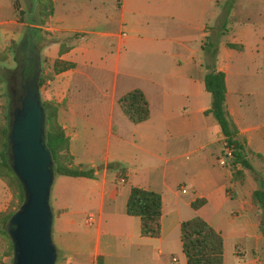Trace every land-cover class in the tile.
Here are the masks:
<instances>
[{
  "label": "crops",
  "instance_id": "1",
  "mask_svg": "<svg viewBox=\"0 0 264 264\" xmlns=\"http://www.w3.org/2000/svg\"><path fill=\"white\" fill-rule=\"evenodd\" d=\"M23 2L0 0V51L20 41L25 56L35 54L31 49L42 42V30L64 40L42 47L51 61L72 63L45 81L43 93L58 105L56 118L72 163L94 175L60 177L49 194L54 247L61 255L54 264H186L179 224L193 216L220 234L222 264H264L258 229L264 217L249 202L257 181L245 171L241 181L231 180L221 156L223 136L204 113L211 96L202 82L210 69L224 74L226 111L264 188V97L242 85L258 62L264 68V0H115L110 11L100 7L105 0H51L43 26L33 24L35 0ZM223 17L231 35L209 42L207 49L203 39L214 41ZM33 30L39 32L34 43ZM59 44L67 50L57 55ZM133 88L142 91L149 109L139 123L130 122L117 105ZM98 135L114 136L116 147L96 162L91 156ZM180 157L186 158L179 163L183 177L166 165ZM132 186L160 195L158 237L141 236L138 218L125 213ZM196 198L205 203L192 209ZM10 200L0 179V211ZM82 205L93 216L90 225L83 219L89 227L83 233L75 216Z\"/></svg>",
  "mask_w": 264,
  "mask_h": 264
},
{
  "label": "trees",
  "instance_id": "2",
  "mask_svg": "<svg viewBox=\"0 0 264 264\" xmlns=\"http://www.w3.org/2000/svg\"><path fill=\"white\" fill-rule=\"evenodd\" d=\"M35 6L36 19L33 21V24L41 26L51 14L52 3L51 0H35ZM13 8L19 16L23 14V11L17 10L14 2ZM12 45H15L14 41H10L6 49L0 51V62L6 60L7 51H9ZM232 45L226 43V46ZM65 50H67V47L59 44L57 55L62 54ZM33 58L34 63L32 66L18 65L17 69L15 68L17 76L23 80V86L30 82L37 65V57ZM70 66H72L70 62L58 58L53 59L50 64V71L45 74L39 72L34 79L33 87L39 90L45 80L51 79L53 73L62 71ZM202 82L204 90L211 96L210 105L204 113H210L214 118L223 136L224 147H228L230 150V155L226 159L232 169L231 180L241 181L244 176V171L253 176L254 180L257 181L258 187L251 191L249 202L259 209L264 217V188L261 185L260 178L255 177L256 172L248 161L245 141L239 136L225 108L224 74L221 71L210 69L204 74ZM8 99L7 112L10 106L12 109L17 106L16 103H10V96ZM40 103L44 114L43 144L50 154L53 174L93 178L92 169L72 163V156L68 150V138L57 122V103L48 98L42 99ZM117 105L132 123H139L148 118V104L142 91L138 88H133L121 94L117 98ZM7 114L0 115V179L5 182L9 189L11 200L7 207L0 211V246L2 247L0 255L11 259L12 247L5 230V225L11 213L22 202L23 191L9 166L10 144L7 138L9 118ZM236 164H239L241 169H235ZM204 203V198H196L190 202V207L197 209ZM160 207L161 200L157 192L135 186L130 187L125 202V213L138 218L139 234L141 236L150 238L158 237ZM258 229L261 233L262 244L264 245V226L259 224ZM179 240L186 264H222V238L201 217L193 216L180 222Z\"/></svg>",
  "mask_w": 264,
  "mask_h": 264
},
{
  "label": "water",
  "instance_id": "3",
  "mask_svg": "<svg viewBox=\"0 0 264 264\" xmlns=\"http://www.w3.org/2000/svg\"><path fill=\"white\" fill-rule=\"evenodd\" d=\"M38 68L39 62L30 82L24 85L17 106H10L7 114L9 166L23 191L22 202L5 225L12 247L10 264H54L56 260L48 205L54 174L50 154L43 144L41 100L33 87Z\"/></svg>",
  "mask_w": 264,
  "mask_h": 264
},
{
  "label": "rangeland",
  "instance_id": "4",
  "mask_svg": "<svg viewBox=\"0 0 264 264\" xmlns=\"http://www.w3.org/2000/svg\"><path fill=\"white\" fill-rule=\"evenodd\" d=\"M14 1V0H13ZM19 1L20 4H24L23 0H17ZM66 2H68V0H66ZM221 9L223 8V4H221ZM99 7V5H96ZM115 6V0H105L104 4L100 5L101 8H106L108 11L112 10ZM226 9V7H224ZM26 10V6L25 9ZM56 10H58L59 12L62 11V7H61V3H57L56 6ZM21 18V17H20ZM222 25L221 29H219L218 33H215V38L214 41H212L210 38H204V42L206 44V48H210L208 44L209 42H212V45H215L217 42H220L221 39L224 38L228 39L229 36L231 35V31L229 32L228 29V22L226 20V18H222L221 20H219V25ZM44 25V24H43ZM41 25V26H43ZM109 28L111 27L112 29H116L115 24H108ZM114 26V27H113ZM23 32H25V30H23ZM22 32V34H23ZM31 36L33 38V43L36 42L38 40L39 37V32L38 30H33L31 32ZM41 37H42V42L37 44L36 46H33L31 51L35 52V55L37 57V60L39 62V68H38V74L39 72L42 73H47L50 70V64H51V57L49 56V54L47 53V51L45 53L42 52V47L43 46H48L51 42H61L64 41L61 39L60 36L51 33L49 30H42L41 32ZM21 38V37H20ZM19 42H15V45H12V47L9 49V51H7V57L6 60L3 62H0V115H3L4 113H8L7 112V106H8V89L12 86L11 83H6V75L8 74V72L12 69H15L16 64H18V62L21 61L22 57L25 56L24 54V48H22L21 46H18ZM65 43V42H64ZM63 43V44H64ZM62 44V45H63ZM28 57H30V53L27 55ZM259 64V62H258ZM257 65L256 68H254L252 71H248L246 73V76L242 77V85L243 87L247 88L246 90L252 94L253 96H259V99H262L264 97V92H262V90L264 91V68L260 67V64ZM37 74V75H38ZM46 81V80H45ZM43 82L42 85L40 86L38 93H39V97L40 100L44 99V89L46 87V82ZM254 103L256 104L255 100ZM116 147V140L114 138V136H109V138H106L105 135H98V140L95 143V147H94V155L91 156V158H93L94 161L99 162L102 157L104 156V153L106 151V149H108L109 153H111L112 151H114V148ZM224 144H223V151L221 156L224 157ZM226 157L228 158L229 156L225 155V163L224 165L227 167V169L229 170L230 174H231V167L229 166V163L226 159ZM186 160V158L184 157H180L177 158L175 160H168L166 165H172L173 167H175V169H177L178 172V177H183L182 173H181V169L179 166L180 162H184ZM114 164V162H113ZM239 165V164H236ZM235 165V166H236ZM124 166L123 163H120V167ZM236 169V168H235ZM181 174V175H180ZM60 177H63L61 175H53V184L52 186H50L49 189V194L53 195L54 191L56 190V186L58 185L59 179ZM65 189H67V187H65ZM51 190V193H50ZM48 205L49 207L51 206L53 208V204H52V198L49 197L48 195ZM92 213V210L89 207L86 206H81L78 209V213L75 215L77 217V223H78V230L80 232H84L85 230H89L88 226H85L83 224V219L89 214ZM52 214V213H51ZM51 240L52 243L54 245V242L56 240V234L54 233V231H51ZM264 248V247H263ZM2 247L0 246V253H1ZM57 259L56 261H58V259L61 257L60 254H56ZM11 261L10 258L5 257L0 255V264H9ZM55 263V262H54Z\"/></svg>",
  "mask_w": 264,
  "mask_h": 264
},
{
  "label": "flooded vegetation",
  "instance_id": "5",
  "mask_svg": "<svg viewBox=\"0 0 264 264\" xmlns=\"http://www.w3.org/2000/svg\"><path fill=\"white\" fill-rule=\"evenodd\" d=\"M33 57H36L34 53L30 55V57L28 56L22 57L21 61L18 62L19 64H16L15 68L17 69L18 65L32 66L34 63ZM37 65H38V60H37ZM16 69L8 72V74L6 75V83L7 86L8 83H11L12 86L8 89V95L10 96L11 103L12 104L16 103L17 105L18 104L17 100L19 99V96L22 94L24 90V86H23L24 83L21 77L17 76Z\"/></svg>",
  "mask_w": 264,
  "mask_h": 264
},
{
  "label": "built area",
  "instance_id": "6",
  "mask_svg": "<svg viewBox=\"0 0 264 264\" xmlns=\"http://www.w3.org/2000/svg\"><path fill=\"white\" fill-rule=\"evenodd\" d=\"M224 152H225V153H224L225 155H227V156L230 155V150H229L228 147H225V148H224ZM120 181H122V179H120ZM181 192H184V190L181 189ZM92 221H93V216H92L91 214H88V215L85 217V219H84V222H85V224H87V225H90V224L92 223ZM171 260L174 261L175 259L172 257Z\"/></svg>",
  "mask_w": 264,
  "mask_h": 264
}]
</instances>
